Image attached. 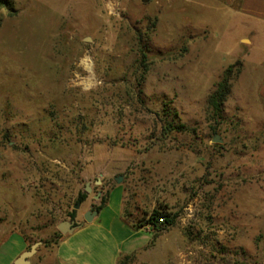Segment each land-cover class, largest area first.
Returning <instances> with one entry per match:
<instances>
[{"label":"rangeland","instance_id":"374dc122","mask_svg":"<svg viewBox=\"0 0 264 264\" xmlns=\"http://www.w3.org/2000/svg\"><path fill=\"white\" fill-rule=\"evenodd\" d=\"M238 9L0 4V242L21 233L42 242L31 264H58V224L124 191L132 224L161 205L178 214L129 264H264V19ZM239 61L214 118L208 97ZM166 120L186 130L166 132Z\"/></svg>","mask_w":264,"mask_h":264},{"label":"crops","instance_id":"0c3cea01","mask_svg":"<svg viewBox=\"0 0 264 264\" xmlns=\"http://www.w3.org/2000/svg\"><path fill=\"white\" fill-rule=\"evenodd\" d=\"M229 1H239L240 13L264 19V0ZM261 94L264 96V82ZM128 219L124 191L115 199L108 197L92 221L87 222L83 218L80 220L82 226L72 233L62 235L54 248L57 263L118 264L124 255L145 252L150 247V234L153 235L154 229L137 226L138 223L132 224ZM28 245L29 241L21 233H11L0 242V264H15L18 257L28 249Z\"/></svg>","mask_w":264,"mask_h":264},{"label":"trees","instance_id":"16d2710c","mask_svg":"<svg viewBox=\"0 0 264 264\" xmlns=\"http://www.w3.org/2000/svg\"><path fill=\"white\" fill-rule=\"evenodd\" d=\"M0 4H3L5 6H10L11 0H0ZM150 51V48L148 47V44L144 43L143 34L139 33V53L142 59L143 64L145 65V70L148 69V52ZM242 63L239 61L236 64H232L229 67H227L224 71V74L221 78V80L216 84V88L214 91L209 95L208 97V105L209 109L213 114L214 118L223 117L224 112V104L231 94L232 91V80L234 77V68H238L239 74L242 70ZM236 74V73H235ZM174 117H179L178 112H174ZM163 129L166 132H170L172 130H179V131H185L186 125L182 122L178 123L176 120L173 121H163ZM103 197L101 199V202L99 205H97L95 208L100 210L104 207V205L107 202V198ZM87 198V193H82L78 199L79 202L84 201ZM72 219L76 218V210L72 213ZM178 217L177 213H173L168 209V207L165 206H159L158 208L154 209L152 214L145 220H142L140 223L137 224V226H150L154 229V233L151 239V243L149 246H152L155 244L156 239L158 238L159 234L169 228L170 226L174 225L176 219ZM160 219H163L161 221ZM63 234L58 233L56 238V244L59 242V239L62 237ZM48 243V242H45ZM32 244L29 243L28 249L30 248ZM137 253L127 254L120 258L118 264H129L131 260L135 258Z\"/></svg>","mask_w":264,"mask_h":264},{"label":"water","instance_id":"95a60500","mask_svg":"<svg viewBox=\"0 0 264 264\" xmlns=\"http://www.w3.org/2000/svg\"><path fill=\"white\" fill-rule=\"evenodd\" d=\"M214 141L222 142V139L218 134H216L214 137ZM118 181H121V177L118 178ZM91 190H92V187L90 183H87L86 191L90 192ZM80 203L81 202H79L75 207L76 208L79 207ZM98 213H99V210L92 207L84 213V220L87 222H90L93 220L94 216L97 215ZM80 226H82V223L76 224V220H64L58 224V229L60 230L62 234H67V233H72L75 229H77ZM41 243H42L41 241L34 242L30 246L29 249L25 250L18 257L15 264H31L30 258L36 254Z\"/></svg>","mask_w":264,"mask_h":264},{"label":"flooded vegetation","instance_id":"af4514ba","mask_svg":"<svg viewBox=\"0 0 264 264\" xmlns=\"http://www.w3.org/2000/svg\"><path fill=\"white\" fill-rule=\"evenodd\" d=\"M93 208H95V207H93ZM71 220H76V224L77 223H81L80 220H78L77 218H74V219H71Z\"/></svg>","mask_w":264,"mask_h":264},{"label":"built area","instance_id":"2783aa9c","mask_svg":"<svg viewBox=\"0 0 264 264\" xmlns=\"http://www.w3.org/2000/svg\"><path fill=\"white\" fill-rule=\"evenodd\" d=\"M161 221H163V219H160ZM150 227V226H149Z\"/></svg>","mask_w":264,"mask_h":264}]
</instances>
